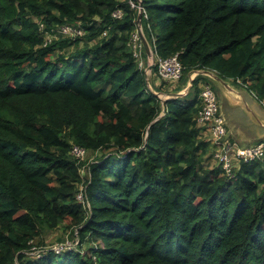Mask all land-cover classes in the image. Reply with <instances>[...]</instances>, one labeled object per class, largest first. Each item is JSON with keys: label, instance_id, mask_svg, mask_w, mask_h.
Instances as JSON below:
<instances>
[{"label": "trees", "instance_id": "16d2710c", "mask_svg": "<svg viewBox=\"0 0 264 264\" xmlns=\"http://www.w3.org/2000/svg\"><path fill=\"white\" fill-rule=\"evenodd\" d=\"M140 4L155 57L178 55L179 83L211 70L264 102V0ZM137 12L129 0H0V264H264L261 162L231 177L211 164L199 77L192 101L148 89L129 45ZM36 20L85 32L44 45ZM74 145L100 155L82 161ZM61 224L75 248L30 253Z\"/></svg>", "mask_w": 264, "mask_h": 264}, {"label": "built area", "instance_id": "2783aa9c", "mask_svg": "<svg viewBox=\"0 0 264 264\" xmlns=\"http://www.w3.org/2000/svg\"><path fill=\"white\" fill-rule=\"evenodd\" d=\"M131 7L139 9L137 1L129 0ZM144 14V10H142ZM112 16L115 18L122 17V10L116 9L112 12ZM144 16H146L144 14ZM38 24V30L44 34V45L52 40L60 38L75 39L84 35V29L80 23L71 24L64 23L58 25L56 28L46 30L44 23L40 20H36ZM103 32L102 35H104ZM133 56L138 62L139 68L144 70V61L142 59L143 44L141 41L140 29L137 28L132 33L129 42ZM156 65L154 72L157 77L170 84H176L179 82L182 76V64L178 59V55L175 53L169 57H155ZM199 100L201 108L196 116L198 126L207 133V139L212 145L211 160L215 164L220 165L224 174L228 177L233 176L234 169L240 164V162L260 161L264 168V139H261L254 144L248 146H240L236 142L232 141L228 137L226 122L223 115L220 112L217 96L210 82L202 83L199 91ZM264 105V102H262ZM86 149L78 145H74L71 149V153L82 159L86 155ZM77 199L83 200L84 194L82 187L79 193L76 195ZM67 247L66 242L64 244H58L51 249L56 253H61ZM45 252V248L32 247L30 253L36 257H40Z\"/></svg>", "mask_w": 264, "mask_h": 264}, {"label": "crops", "instance_id": "0c3cea01", "mask_svg": "<svg viewBox=\"0 0 264 264\" xmlns=\"http://www.w3.org/2000/svg\"><path fill=\"white\" fill-rule=\"evenodd\" d=\"M150 80L151 85L159 92H169L180 87L179 82L173 87L165 82L162 83L154 71L151 73ZM224 81L228 83L227 86L204 74L197 79L196 86L200 89L202 83L210 82L216 90L229 139L240 146L254 144L264 137V109L248 89L229 79ZM201 135L207 139L206 131L202 130ZM210 162L214 164L211 159Z\"/></svg>", "mask_w": 264, "mask_h": 264}, {"label": "water", "instance_id": "95a60500", "mask_svg": "<svg viewBox=\"0 0 264 264\" xmlns=\"http://www.w3.org/2000/svg\"><path fill=\"white\" fill-rule=\"evenodd\" d=\"M138 1H139V3H138L139 4V9H138V12H137V17H136V25H137V28L140 29L141 41H142L143 48H144V51H145V54H146V59H147V62H148L147 66H145V68H144V70H145L144 73H145V80H146L148 89L151 92L156 94L163 101L164 100H168V99H174V98H186L185 96H188L189 94L194 93L193 80L198 78V77H200V76H202V75H204V74H206L209 78H214L217 81L222 82V84H224L226 86L228 85V83L226 81H224L226 79L221 78L214 71L205 70V69H196V70L189 71L185 75L184 80L182 82H180V87L179 88H177V89H175L173 91H169V92L156 91L154 89V87L151 85V80H150V76H151L152 70H153V68L156 65L155 53H154V50L152 49V47L150 46V44L148 43V41H147V39H146V37H145V35L143 33V30H142L141 19H142L143 14H142V8H141L140 0H138ZM149 73H150V75H149ZM237 84H239V83H237ZM239 85H241V84H239ZM241 86L246 88L244 85H241ZM253 97H255L254 94H253ZM258 102L260 103V105L264 109L263 103L261 101H259V100H258ZM261 139H264V137L261 138Z\"/></svg>", "mask_w": 264, "mask_h": 264}, {"label": "rangeland", "instance_id": "374dc122", "mask_svg": "<svg viewBox=\"0 0 264 264\" xmlns=\"http://www.w3.org/2000/svg\"><path fill=\"white\" fill-rule=\"evenodd\" d=\"M142 59L144 61V65L143 66L144 67L147 66L148 62H147L146 57L143 56V54H142ZM149 75H150V73H149ZM164 82L168 86H172L173 87V84H170V83H168L166 81H162V83H164ZM214 91H215V94H216V90L215 89H214ZM185 97H186V99L192 101L194 99V94L191 93V94H189L188 96H185ZM97 155H100V151H97V152L88 151V153L86 155V158L83 159L82 161H85V162L92 161L95 158V156H97ZM84 169H86V168L84 167ZM82 173H83V170H82ZM71 235H72L71 234V230L64 228L63 224H61L59 227H57L55 229L43 230L41 235H40V241L42 240L41 242L44 244L43 245L44 247H42V248L49 249V248H51V247H53L55 245L64 244V242H66V244H67L66 248H68V249L75 248L77 246V244H78L77 243L78 241L75 240V237H73ZM34 242H36V241H34Z\"/></svg>", "mask_w": 264, "mask_h": 264}]
</instances>
